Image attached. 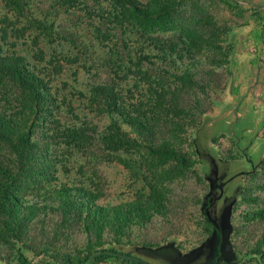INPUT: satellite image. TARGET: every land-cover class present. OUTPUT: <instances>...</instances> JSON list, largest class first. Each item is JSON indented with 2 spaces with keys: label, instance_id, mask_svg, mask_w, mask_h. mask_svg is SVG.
Wrapping results in <instances>:
<instances>
[{
  "label": "rangeland",
  "instance_id": "rangeland-1",
  "mask_svg": "<svg viewBox=\"0 0 264 264\" xmlns=\"http://www.w3.org/2000/svg\"><path fill=\"white\" fill-rule=\"evenodd\" d=\"M137 1L154 8L147 30L159 49L146 32L138 35L133 123L116 116L111 105H103L102 115L90 111L91 88L114 78L103 65L111 45L96 38L100 21L90 17L105 16L107 2L98 6L101 14L92 4L89 11L65 7L46 17L41 7L51 2L23 0L19 20L0 0V21L8 17L17 28L6 42L0 29V48L6 64L36 78L39 112L25 107L22 113L33 124L41 153L51 151L48 161L37 159L32 167L12 156L3 162L0 264H21V253L31 264H83L101 249L141 261L109 257L89 264H184V256L214 233L205 216L212 196L208 161L233 157L216 134L219 124L234 122L246 106L260 107L264 144V0ZM41 22L51 26V35L42 32ZM163 45L168 53L161 52ZM161 75L168 99L153 107ZM41 80L50 91L41 92ZM3 91L0 87V114L20 116L23 105L31 106ZM47 94L56 100L51 107ZM82 125L96 126L103 139L86 147L72 144L71 130ZM257 154L256 167L232 181L240 184L232 191L237 193L228 238L233 257L216 264H264V148ZM220 212L221 206L212 216ZM174 250L182 257L174 258ZM202 252L189 264L206 263Z\"/></svg>",
  "mask_w": 264,
  "mask_h": 264
},
{
  "label": "trees",
  "instance_id": "trees-1",
  "mask_svg": "<svg viewBox=\"0 0 264 264\" xmlns=\"http://www.w3.org/2000/svg\"><path fill=\"white\" fill-rule=\"evenodd\" d=\"M5 1L10 8L9 11L11 13H17L19 20H21L24 16V6H26L27 3L22 2L23 0ZM48 1L51 2L49 6L46 4L45 8L41 7V13L43 12L46 17L49 16L50 12H55L57 14L59 13L58 10L65 7L72 9L79 6L83 7L85 11H89L92 4L96 5L95 10H99L98 12L101 14L102 11H100V9L102 5L107 2L109 12H107L105 16L99 15L96 17V15H91L90 17H94L93 19L99 18L98 20L100 21V24H98V27H95L94 31L96 38L102 41L105 40L107 44L111 45L109 51L107 53L105 52V61L103 62L105 64L103 65L106 69L105 71L109 75L111 74L114 78H109V81L106 79L104 83L94 85L91 88L89 91V102L91 105L90 111L95 113L96 110L99 109V112L102 115L104 112L103 105H111L114 107V113L116 116L127 117L134 123L135 118H133L132 112L130 113L129 111L136 107L132 100L134 88L136 86L135 84L137 83V70L141 66L138 50L135 45L137 43L136 40H138V35L142 36L143 33L146 32L145 38L151 43V46L155 45L156 48L159 47L151 35L152 31L149 32V30H147L151 24L150 19L155 18L153 14L154 8L148 6L144 7L137 0H45V3H48ZM95 10H92V13H95ZM149 12H151V14ZM0 25L2 34L1 39L3 42H6L9 35L13 33L12 31H17L16 24H13L11 19L7 17L4 18L3 21H0ZM41 27L43 33L45 31L48 36L52 34L51 26L47 23L41 22ZM62 40L66 42L68 41V38H62ZM160 50L162 53L164 51L168 53L170 49L167 45H163ZM3 55L2 49L0 48V87L4 90L2 95L5 97L12 95L13 101L19 103V105L20 103L23 104L26 100H29L31 106H28L27 104H25L26 106L23 105L20 116L13 114L7 117L0 114V167H4V161L9 160V162H11V156L20 161H28V166L32 167L33 161H36L37 159L48 161L51 157V151L48 148L46 154L43 152L41 153L40 146H38L37 142L33 141V124L30 122V125H27L28 117L25 113H22V111L26 109L25 107H28V109L32 110L34 113L39 112V88H37V83L32 81L35 76H32L31 73L25 69L19 71L17 67L13 68L12 66H9L6 64ZM164 56L166 57L167 54H164ZM162 59L167 62L166 58ZM163 60L162 63H164ZM144 62L147 64V59ZM8 63H10L9 60ZM134 79L135 81H133ZM157 79V87L160 90L155 93L157 98L152 105L153 107L156 105L157 100L160 99L162 101L161 104L165 105L166 100L168 99V89L166 87L167 84L165 77L161 75L157 77ZM133 82L134 84L132 86H127V84H132ZM121 83H124V85ZM42 84L43 81L41 80V92L44 91L42 87L48 88L49 91L51 90V86L49 88L47 87L48 85L43 84L44 86H42ZM123 86L128 88L125 89ZM48 97L50 100L46 102V105L51 107L56 103V100L54 101V98L49 95ZM120 105H123L124 108ZM70 108L71 107H69V109ZM57 112H60V110L57 109ZM82 126L83 129L81 128V130H71L73 133L72 139H74L72 144H75L78 147H80V145H85L84 147H86L93 143L96 137L98 140L103 139L102 133L99 132L98 136L96 135V126ZM57 139H59V137ZM0 172L4 175L6 169H0ZM209 206L210 203H208L206 207L208 208ZM207 222L211 223L208 219ZM217 238L218 241L215 257L209 264H216L217 260L220 258L219 248L221 237L219 232ZM122 255L130 257L128 254H123L116 250L101 249L89 254L83 261V264L100 263L104 262L109 257L121 258ZM177 255L180 256L181 254L174 250V256H172L176 258ZM20 260L21 264H31L23 253L20 254ZM138 261H140V259H138ZM146 264L151 263L146 262Z\"/></svg>",
  "mask_w": 264,
  "mask_h": 264
},
{
  "label": "crops",
  "instance_id": "crops-1",
  "mask_svg": "<svg viewBox=\"0 0 264 264\" xmlns=\"http://www.w3.org/2000/svg\"><path fill=\"white\" fill-rule=\"evenodd\" d=\"M239 111L240 116L237 115L235 117L237 120L233 122L232 119L231 123L228 125L220 123V129L216 131L218 136L225 138L228 142V151L230 153L233 152V157L222 160L212 159L213 161L210 159L208 161L212 168V172L214 169L217 170V175L211 173V179L214 185V190L212 191L214 196H211L213 202L210 203L209 207L211 208V214L218 211L220 206L222 211L230 200L237 197V193H232V191L239 188L240 184H232L233 179L236 176H244L252 171L257 165V150L264 148V144L261 145L262 139H260L261 136L259 135L261 133L258 131L260 128L258 119L260 120L262 116L260 107L257 108V111L254 109L251 111L246 106L245 109ZM247 111L250 114H247ZM236 112H238V110H236ZM256 113H259L261 116L259 117Z\"/></svg>",
  "mask_w": 264,
  "mask_h": 264
},
{
  "label": "water",
  "instance_id": "water-1",
  "mask_svg": "<svg viewBox=\"0 0 264 264\" xmlns=\"http://www.w3.org/2000/svg\"><path fill=\"white\" fill-rule=\"evenodd\" d=\"M210 159H211V157H210ZM212 174L217 175V170L214 169ZM213 186H214L213 180L211 179L212 191L214 190ZM212 195L214 196V194H212ZM236 200H237V198H233L232 200H230L225 205L224 209H222L219 216H212L211 208H209V207L205 210L207 219L214 226V233L211 236V238L207 242H205L198 250H195L194 252L190 253L188 256H184L185 259L186 258L188 259V260L186 259V261L183 262L184 264H189V262H192V260L195 259L194 253L199 252L200 250H203L201 256L207 254L206 263H204V264H209L213 260V258L215 257V251H216V246H217V241H218V238H217L218 232L220 233L221 243H220V248H219L220 258L217 260V262L220 261L221 259H224L227 261L232 259V257H233L232 246H231L228 238H229L230 233L232 231L231 215H232V209H233V206H234ZM212 202H213V198L210 197L209 202H207L205 204V206H207L208 203H212ZM121 258L126 259L125 255H122ZM190 259H192V260H190ZM128 260L133 261V262H139L138 259L135 257H128ZM142 263L146 264V262H143V261H142Z\"/></svg>",
  "mask_w": 264,
  "mask_h": 264
},
{
  "label": "flooded vegetation",
  "instance_id": "flooded-vegetation-1",
  "mask_svg": "<svg viewBox=\"0 0 264 264\" xmlns=\"http://www.w3.org/2000/svg\"><path fill=\"white\" fill-rule=\"evenodd\" d=\"M126 259H128V257H126ZM167 260L172 261V263H173V261H174L175 259L167 258ZM140 261H141V260H140Z\"/></svg>",
  "mask_w": 264,
  "mask_h": 264
}]
</instances>
